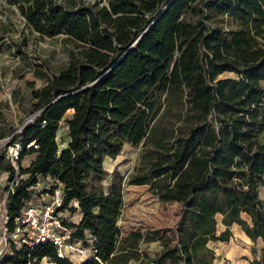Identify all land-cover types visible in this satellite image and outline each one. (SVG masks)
Returning <instances> with one entry per match:
<instances>
[{
  "label": "trees",
  "instance_id": "trees-1",
  "mask_svg": "<svg viewBox=\"0 0 264 264\" xmlns=\"http://www.w3.org/2000/svg\"><path fill=\"white\" fill-rule=\"evenodd\" d=\"M27 30L61 35L65 65L37 64L30 85L38 112L16 136L37 147L9 192L8 227L38 176L58 179L72 200V235L94 250L76 263L51 241L11 244L0 264H212L210 241H227L238 224L253 242L250 264H264V0H2ZM0 23V33L11 31ZM14 43V41H13ZM65 117L63 146L57 141ZM44 120V121H43ZM6 136V135H5ZM0 137H4L0 135ZM125 143L139 146L126 175L104 160ZM14 175L0 151V173ZM148 184L162 204L176 202L173 228L134 229L114 242L122 183ZM218 216L224 227L218 231ZM88 238L92 240L89 241ZM156 241L153 253L146 244Z\"/></svg>",
  "mask_w": 264,
  "mask_h": 264
},
{
  "label": "rangeland",
  "instance_id": "rangeland-1",
  "mask_svg": "<svg viewBox=\"0 0 264 264\" xmlns=\"http://www.w3.org/2000/svg\"><path fill=\"white\" fill-rule=\"evenodd\" d=\"M8 24L12 29V36L9 41H14V53L10 51L0 52V104L6 107V101L12 96V88L16 91H23L24 97L14 108L17 112L23 113L21 121L18 120L17 125L13 130L18 129L22 123L34 113L30 105V85L28 81L34 80V86H39L42 81L36 77L34 68L37 64L44 66L46 64L51 71L61 69L67 60L69 44L62 39L61 35L39 37L27 30L24 25V20L18 13L17 9L7 8L5 5H0V23ZM13 38V40H11ZM9 43V46L11 45ZM2 45V40H0ZM10 112H13L10 110ZM8 113L5 110V115ZM71 110H67L62 120L61 126L58 129L57 141L61 146L66 142L65 134V117L69 116ZM12 130V131H13ZM264 137V130L260 133L259 138ZM1 151V149H0ZM139 146L125 143L121 151L115 156H108L104 160V166L107 170L106 178L103 180V186L106 192L108 179L111 170L116 166L124 175L130 173L132 168L138 161ZM33 155V154H32ZM27 154L23 159V166L29 161L32 156ZM25 176V175H24ZM5 180H0V191L5 189L3 185ZM33 193V189L29 187ZM120 198V204L115 213V221L113 222L114 242L116 243L120 236L130 230L140 229L146 230L151 228H173L180 213V205L176 202L162 204L159 202L157 195L150 189L148 184H130L124 181L121 189L117 192ZM260 195L264 196V191L260 189ZM2 196H0L1 198ZM77 201L72 200L69 205L77 206ZM80 216L79 211L69 210L68 221H77ZM224 225L218 216V231ZM1 220H0V238H1ZM231 236L227 241L213 240L210 241L217 252L216 259H213L212 264H250L252 257L251 248L253 242L246 236L244 231L238 224L231 225ZM264 242L259 240L256 246L262 245ZM1 245V243H0ZM1 247V246H0ZM159 247L156 241H151L146 244V248L150 253ZM10 250V246H4L0 250V254H4ZM30 264H51L47 258L43 257L38 262Z\"/></svg>",
  "mask_w": 264,
  "mask_h": 264
},
{
  "label": "built area",
  "instance_id": "built-area-1",
  "mask_svg": "<svg viewBox=\"0 0 264 264\" xmlns=\"http://www.w3.org/2000/svg\"><path fill=\"white\" fill-rule=\"evenodd\" d=\"M38 112L31 114L22 125L13 130L10 134L0 139V149L14 168L12 178L5 179L4 195L0 200V220H1V247L29 245L40 241H51L56 248V253L60 257H67L76 263L92 255L98 258L94 250L84 245L83 241L72 235V228L64 221L68 220V207L61 208L64 192L61 182L49 175L38 176L35 184L30 187L34 190L30 199L23 206L20 215L16 216L12 228L8 227V213L6 202L9 192L18 184L21 178H26L27 173H20L19 168L23 166L21 152L24 148L37 147L34 139L26 140L16 136L22 131L24 125L31 122ZM44 121V120H43ZM58 135V134H57ZM30 160L25 164L28 165ZM25 175V176H24ZM76 202V201H75ZM91 241V238H88Z\"/></svg>",
  "mask_w": 264,
  "mask_h": 264
},
{
  "label": "crops",
  "instance_id": "crops-1",
  "mask_svg": "<svg viewBox=\"0 0 264 264\" xmlns=\"http://www.w3.org/2000/svg\"><path fill=\"white\" fill-rule=\"evenodd\" d=\"M1 1L2 0H0V2ZM12 35L13 34L10 31L0 33V40H2V45H0V52L6 51L8 53L10 51L12 54L14 53V46L12 44L13 41H11V43L9 41V37ZM11 40H13V38ZM9 43L11 44L10 46H9ZM1 56H3V53H2V55H0V57ZM0 63H1V60H0ZM261 83L264 87V79L261 81ZM23 97H24L23 91H19V90L16 91L14 88H12V96H10L8 98V100L6 101L7 109H5L4 106L0 104V135L5 136V135L10 134L12 132L13 128L17 125L18 120L21 121L23 119V118H21L23 113L17 112L14 108V105L17 104L20 100H22ZM5 110L8 112V113H6L7 115H5ZM10 110H12L13 112H10ZM69 110H72V109H68V111ZM1 138L2 137H0V139ZM67 140H68V136H67L66 141ZM32 158H33V155L31 156V158L29 160H31ZM7 174L8 173L5 171L1 172L0 173V180L1 179L5 180L7 178ZM261 188L264 191V187H260V189ZM3 195H4V190L0 191V196L3 197ZM261 197L264 198V196H261ZM0 200H1V198H0ZM230 229H231V226H230ZM216 254H217V252H215V255ZM214 259H216V257ZM49 263L53 264L50 261H49Z\"/></svg>",
  "mask_w": 264,
  "mask_h": 264
}]
</instances>
